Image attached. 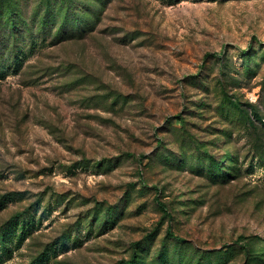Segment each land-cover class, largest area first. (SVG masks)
I'll return each instance as SVG.
<instances>
[{"label":"rangeland","instance_id":"374dc122","mask_svg":"<svg viewBox=\"0 0 264 264\" xmlns=\"http://www.w3.org/2000/svg\"><path fill=\"white\" fill-rule=\"evenodd\" d=\"M125 261L264 264V0H0V264Z\"/></svg>","mask_w":264,"mask_h":264},{"label":"trees","instance_id":"16d2710c","mask_svg":"<svg viewBox=\"0 0 264 264\" xmlns=\"http://www.w3.org/2000/svg\"><path fill=\"white\" fill-rule=\"evenodd\" d=\"M22 214H23V212H21V213H16V214L14 215V219L20 217ZM168 232H169V231H168ZM125 263H126V264H130L128 261H125Z\"/></svg>","mask_w":264,"mask_h":264}]
</instances>
